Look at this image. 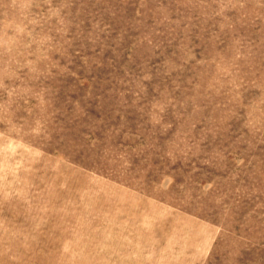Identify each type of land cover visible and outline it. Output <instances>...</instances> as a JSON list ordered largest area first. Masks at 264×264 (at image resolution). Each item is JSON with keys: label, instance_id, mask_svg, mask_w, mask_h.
I'll return each instance as SVG.
<instances>
[{"label": "rangeland", "instance_id": "obj_1", "mask_svg": "<svg viewBox=\"0 0 264 264\" xmlns=\"http://www.w3.org/2000/svg\"><path fill=\"white\" fill-rule=\"evenodd\" d=\"M0 264H264V0H0Z\"/></svg>", "mask_w": 264, "mask_h": 264}]
</instances>
